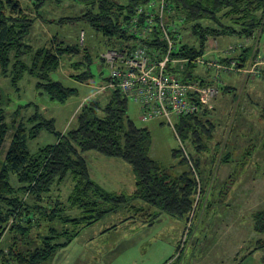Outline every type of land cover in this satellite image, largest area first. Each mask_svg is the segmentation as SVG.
<instances>
[{"label": "trees", "instance_id": "trees-1", "mask_svg": "<svg viewBox=\"0 0 264 264\" xmlns=\"http://www.w3.org/2000/svg\"><path fill=\"white\" fill-rule=\"evenodd\" d=\"M39 0L35 6L42 3ZM62 2V0H55ZM83 7L78 18H64L61 22L84 21L106 37L115 47L133 36L129 34L131 19L140 5L152 0H71ZM172 16L182 20V33L189 41L179 43L174 57L193 58L204 55L207 42L221 36L251 38L264 30V0H167ZM35 19L30 17L18 0H0V69L14 91L27 76L35 79V88L51 100L65 103L76 89L68 87L58 76L61 58L79 52L76 46H64L51 40L50 45L35 48L26 39L33 33ZM155 39L142 40V44L161 47L157 33ZM193 40L198 43L195 44ZM55 42V43H54ZM253 54L249 47L237 56L247 64ZM84 61L86 63H84ZM228 62L227 60H222ZM88 54L72 63L70 77L80 83L91 77ZM78 71V73H77ZM57 74V78L53 77ZM184 80H194L206 86L211 82L196 74V66L189 64L182 73ZM223 90L229 91V87ZM108 100H90L75 115V121L64 132L56 129L55 120L46 117L35 105V112L24 121H18L21 109L33 103L18 105L14 118L7 121L6 108L0 104V264H46L51 262L58 247L71 243L79 227L90 226L106 215L124 210L134 213L143 222H151L160 214L185 217L188 220L197 192L196 173L200 170L198 153L206 149L203 137L210 138L213 124L200 113L182 116L175 122V132L181 147L172 151L179 164L188 171L176 173V166H164L150 156L152 133L147 126H137L128 115V99L117 90H110ZM264 117V107L262 109ZM10 145L4 150L9 131ZM42 131L56 136V142L29 150L28 142ZM183 143L197 152L188 154ZM95 152L109 158H118L131 167L135 179L132 193L112 192L95 182L90 174L86 154ZM224 161L229 160L225 156ZM73 185L66 201L54 196V191L65 182ZM78 210L72 217L67 212ZM132 217L123 220L129 221ZM61 225V226H59ZM71 225L72 229H66ZM112 226L110 229L115 228ZM254 228L264 233V208L254 216ZM108 231V230H104ZM11 234L7 250L1 243L5 234ZM37 246L22 251L17 238L34 235ZM261 246H264L263 243ZM260 246H256L257 249ZM253 252V251H252Z\"/></svg>", "mask_w": 264, "mask_h": 264}, {"label": "rangeland", "instance_id": "rangeland-1", "mask_svg": "<svg viewBox=\"0 0 264 264\" xmlns=\"http://www.w3.org/2000/svg\"><path fill=\"white\" fill-rule=\"evenodd\" d=\"M18 1L35 19L33 33L26 39L28 44L38 48L50 45L55 39L64 46H76L79 50L61 58L58 74L66 86L77 91L67 102L59 103L40 94L35 88V79L26 76L19 84L20 91L16 92L9 79L1 75L0 69V104L6 108L9 122L14 118L18 105L32 102L30 108L20 110V115L16 116L18 121L32 115L37 105L46 117L55 120L56 129L64 132L73 125L75 115L83 104L91 99L100 102L108 100L111 91L103 90V87L110 69L101 56L107 50L118 47L109 44L107 38L87 22H61L64 18L80 17L84 10L71 0H46L38 6L35 4L39 0ZM222 38L209 39L207 48L211 52L206 53V60L217 59L225 63L222 61L225 56L223 51L227 47L217 46L225 37ZM229 39L233 47L242 46L231 56L237 57L242 50L252 47L253 54L243 65L254 71L263 70V66L255 67V61L264 58V30L256 32L251 38L230 36ZM132 40L128 42L132 43ZM183 40L189 41L188 35H184ZM193 42L198 43L196 40ZM85 54L89 55L91 62L84 64L79 73L89 69L91 77L80 83L70 77L73 72L71 66L81 61ZM172 67L167 71L177 73L179 64H172ZM200 68L201 71L208 69L198 66L197 72ZM236 73H219L216 70L210 76L211 79L218 78V92L202 108L208 110L202 118L210 119L213 124L212 136L203 137L206 149L198 153L201 172L195 176L198 188L188 220L160 214L145 223L135 218L132 212L121 210L111 213L95 224L79 227L73 241L58 247L53 262L46 264H264V246H261L262 243L264 245V233L254 228V216L264 208V75L261 71L256 76L254 73ZM201 76L207 81V75ZM53 77L59 79L57 74ZM224 86L229 87V91L223 90ZM128 115L137 126L150 129V156L153 159L164 166L174 164L178 174L188 171V167L177 163L172 156V151L181 147V141L168 124L143 122L138 105L132 101L128 103ZM11 138L12 130L8 133L4 150L10 145ZM55 142V135L42 131L36 139L28 142V146L34 152L40 146ZM183 145L189 155L196 157L197 152L189 144ZM85 156L95 182L108 191L132 193L135 179L129 164L95 152ZM225 156H229L227 162L223 160ZM72 187L71 181H67L59 187L60 190L53 192L54 196L65 202ZM67 214L75 217L79 212L71 210ZM127 217L132 218L123 222ZM112 226L120 227L104 232ZM68 228L73 227L68 225ZM35 240V233L27 239L18 236L16 244L20 250L26 251L37 246ZM10 244L11 234L7 232L1 246L7 250ZM256 246L260 247L255 249Z\"/></svg>", "mask_w": 264, "mask_h": 264}, {"label": "built area", "instance_id": "built-area-1", "mask_svg": "<svg viewBox=\"0 0 264 264\" xmlns=\"http://www.w3.org/2000/svg\"><path fill=\"white\" fill-rule=\"evenodd\" d=\"M161 47L142 44V40L155 39ZM129 34L133 42L111 48L101 58L110 69L108 90H119L128 101L136 103L141 120L168 124L174 131L175 122L182 116L197 114L216 96L218 78H212L206 86L194 80H184L182 73L189 64L216 69L218 72H243L264 75L263 70L254 71L231 56L242 46L224 49L228 62L206 60L204 55L193 58H177L174 53L183 39L182 20L172 16L167 0H152L140 5L131 19ZM256 66H264V58L256 59ZM172 64H179L177 73L168 72ZM253 75V76H254Z\"/></svg>", "mask_w": 264, "mask_h": 264}, {"label": "crops", "instance_id": "crops-1", "mask_svg": "<svg viewBox=\"0 0 264 264\" xmlns=\"http://www.w3.org/2000/svg\"><path fill=\"white\" fill-rule=\"evenodd\" d=\"M225 37V38H224ZM223 38H224V40L222 41V42H219V45H218V43H217V46H219L220 47V45L221 46H224L223 48H228V47H230V46H232V45H230L229 43H230V41H231V39H229L230 38V36H224ZM226 37H228V38H226ZM222 38V39H223ZM213 39H215V38H213ZM210 41V40H209ZM208 41V42H209ZM249 48V47H248ZM222 49V48H221ZM220 50V49H219ZM209 51V52H208ZM208 52V54L211 52V50H209V48H207V51H206V53ZM213 54H211V56H212ZM221 58H223V57H221ZM220 58V59H221ZM222 60V59H221ZM223 60H226V58H225V56H224V59ZM198 67V66H197ZM197 67H196V69H197ZM263 68V71H264V66L262 67ZM213 71H215L216 72V69H207L206 71H204V70H202L201 71V68L199 69V72H197V70H196V74L197 75H200V77H202L201 75H207V78H206V80L207 81H210L211 80V75H212V73H213ZM223 72V71H222ZM220 73V72H219ZM226 73H236V72H226ZM236 74H241V72H238V73H236ZM206 76H204V78H205ZM202 80H203V78H201ZM219 85V84H218ZM219 87H222L221 85L219 86ZM224 87H226V86H224ZM150 123H152V122H150ZM130 170H131V168H130ZM130 173H132L131 171H130ZM134 177V176H133ZM134 185H135V182H134ZM134 189H135V187H133V189H132V192L134 191ZM120 227V226H119ZM119 227H115V228H113V229H115V230H117ZM111 228V227H110ZM113 229H110V230H108V231H106V232H109V231H111V230H113ZM53 260L54 259H52V261L51 262H53Z\"/></svg>", "mask_w": 264, "mask_h": 264}]
</instances>
